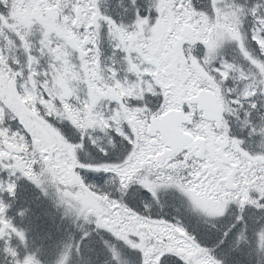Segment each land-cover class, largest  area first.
Returning a JSON list of instances; mask_svg holds the SVG:
<instances>
[{
  "label": "snow or ice",
  "instance_id": "1",
  "mask_svg": "<svg viewBox=\"0 0 264 264\" xmlns=\"http://www.w3.org/2000/svg\"><path fill=\"white\" fill-rule=\"evenodd\" d=\"M226 16L232 31L210 42L206 27ZM105 30L131 79L103 65ZM241 116L261 151L234 135ZM21 181L45 196L50 185L65 216L94 225L50 264H92L82 253L93 232L114 264H230L245 250L264 264V0H0V264H49L9 216ZM84 191L104 211L74 199ZM203 192L210 206L194 199ZM170 193L212 228L224 222L212 247L154 216Z\"/></svg>",
  "mask_w": 264,
  "mask_h": 264
},
{
  "label": "rangeland",
  "instance_id": "2",
  "mask_svg": "<svg viewBox=\"0 0 264 264\" xmlns=\"http://www.w3.org/2000/svg\"><path fill=\"white\" fill-rule=\"evenodd\" d=\"M248 1H251V3L255 2V0H248ZM207 4H208V0H204V6L203 7L207 6ZM102 6H103V4L101 5V8H102ZM107 9H112V8H109V7L105 6V10H107ZM105 10L102 9V11H105ZM30 15L31 14H29L28 12L23 13L22 14V18H21V22L22 23H28L29 20H30ZM131 19H132L131 15L126 16L124 18V22L128 23V22H130ZM233 24H234V22L231 20V18L226 16L225 17V22H217V23L213 24V26L210 27V28L206 27L205 30H207L209 32V40H210V42L217 43V42L223 40L225 38L226 34H228L229 32L232 31ZM187 26H192V25H188L187 22H186L185 27H187ZM103 40L110 41L108 39L107 35H106V30H105V35H104ZM105 51H106L107 54H105L104 58H102L103 65L105 67H108V68L115 67L120 72V73L119 72L118 73L120 75H122L121 77L119 76L120 79H122V80L125 79V78L131 79L132 75L127 72V64L126 63H122L123 59L119 58V60L117 62V60L114 57H112V55H110L107 52V50H105ZM226 51H227L228 57L230 59L235 58L237 56V53L234 51V48L232 46H229L226 49ZM13 54L19 55L20 53L19 52L15 53V50H13ZM102 56H103V53H102ZM233 87L236 88L237 90H239V89H242L244 87V84L239 78H237L234 81V83H233ZM233 118H232V123L238 124V123L243 122V116H241V118L239 120L236 119V121H233ZM240 132L244 134V137H246V134L243 132V129H241ZM256 137L257 136H251L250 137V143L246 144V146L248 148L253 143V140ZM259 138H257V140H256V142H258L257 143L258 145H260V140H261V139L258 140ZM101 140H103V137H101ZM249 150H251V149L249 148ZM46 186L48 188H51L50 185H46ZM110 187H114V186L111 185ZM217 190L218 189H212L211 191H217ZM20 191H23V187L20 189ZM30 191H33V190H30ZM49 191L51 193L49 192L48 196L41 195L40 197L43 198V199H46V200H48L50 202L49 198H51L53 200H55V199H54V190L49 189ZM115 192H117V191L115 190ZM85 194L86 193L81 194L79 196H76V197H74V199H76L85 209H87L89 211H94V212H102V211H104V209L102 207H98L97 206V202H94L93 199L91 198V196L85 195ZM170 194H168V195H170ZM69 195H71V194L69 193ZM19 197L22 198L21 195H19ZM167 197H169V196L162 195V203H163L164 206H163V208H158V207H160L159 205L155 206L154 209H153L154 216H161V217H164V218H169V219H172L173 221L180 220L178 206L176 204H174L173 201L168 199ZM174 197L175 198L176 197L180 198L178 195H174ZM194 199L201 206H210L211 205V200L209 199V195L207 194V192L196 193L195 196H194ZM29 200H33V199H29ZM53 204H54V202H53ZM165 206H168V207H165ZM54 207H55V205L53 206V208ZM165 213H167V214H165ZM194 218H195V220L198 219L197 216H195ZM66 222L72 228V229H68V231H65L64 240H65V243H68L70 238L74 239V238H77L79 236L80 229H81L80 225H81L82 221H76L74 218H71V217L67 216ZM113 223H119V220L113 221ZM85 227L87 228V230L90 229L88 224H85ZM107 236L110 237L109 235H107ZM80 237H81V235H80ZM98 238H99V236L97 234L95 236V240H97ZM57 242H59V245L61 247L60 239H58ZM90 243L94 244V241L92 240V238L90 240ZM118 246H120V245H118ZM32 249H35V246H33ZM58 251H59V249L58 250H54L53 252L54 253L55 252L58 253ZM57 253H56V255H57ZM56 255L53 256L52 258H50L48 256L47 258L42 259V260H44L46 262H49V264H50V262L55 259ZM233 258L238 260V257H233Z\"/></svg>",
  "mask_w": 264,
  "mask_h": 264
},
{
  "label": "trees",
  "instance_id": "3",
  "mask_svg": "<svg viewBox=\"0 0 264 264\" xmlns=\"http://www.w3.org/2000/svg\"><path fill=\"white\" fill-rule=\"evenodd\" d=\"M19 195H21L22 198H18L15 205L9 210V215L11 216L12 213L22 227L31 228L32 231L30 235L35 241L33 246L38 247L43 245L44 251L40 254L41 258H44L46 255L54 256L57 252L54 253L53 251L58 250L56 246L59 242H57V240L63 239L65 237V231H68L67 222L61 217V213H63L62 209L60 208L61 212H57L55 208L57 203L55 200L49 198V202L48 200L41 198V193L36 192V189L33 186H28L27 188L24 187L23 191L19 190ZM54 205L55 207L53 208ZM23 209H28L29 211L26 217L21 218L18 215V212ZM60 244L62 248L65 242ZM87 246H89V248L85 251ZM87 246L84 247L82 253L83 256L85 258L90 257L93 262L92 264H103L105 259H97L95 257L96 253L103 252L98 243L95 242L94 245L89 244ZM246 258L243 257L240 259L241 262H251V259L247 255ZM76 260L79 264H82L80 258L74 256L73 261Z\"/></svg>",
  "mask_w": 264,
  "mask_h": 264
},
{
  "label": "flooded vegetation",
  "instance_id": "4",
  "mask_svg": "<svg viewBox=\"0 0 264 264\" xmlns=\"http://www.w3.org/2000/svg\"><path fill=\"white\" fill-rule=\"evenodd\" d=\"M201 6L203 7L204 4L201 3ZM250 137H251V136H249L248 134L246 135V137H244V140L246 141V144L250 143ZM256 140H257V138H255V139L253 140V143L251 144V145H253L252 147H256V145H257Z\"/></svg>",
  "mask_w": 264,
  "mask_h": 264
},
{
  "label": "bare ground",
  "instance_id": "5",
  "mask_svg": "<svg viewBox=\"0 0 264 264\" xmlns=\"http://www.w3.org/2000/svg\"><path fill=\"white\" fill-rule=\"evenodd\" d=\"M261 138H259L258 140H260ZM256 143H258V142H256ZM255 151L256 152H259V151H261V147H260V145H256V147H255Z\"/></svg>",
  "mask_w": 264,
  "mask_h": 264
}]
</instances>
